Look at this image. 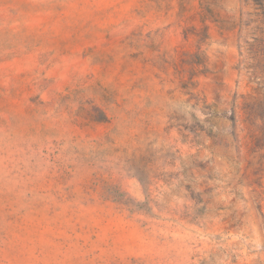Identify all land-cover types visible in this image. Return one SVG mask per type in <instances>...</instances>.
Returning <instances> with one entry per match:
<instances>
[{"label": "rangeland", "instance_id": "1", "mask_svg": "<svg viewBox=\"0 0 264 264\" xmlns=\"http://www.w3.org/2000/svg\"><path fill=\"white\" fill-rule=\"evenodd\" d=\"M0 264H264V0H0Z\"/></svg>", "mask_w": 264, "mask_h": 264}]
</instances>
